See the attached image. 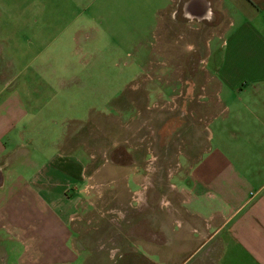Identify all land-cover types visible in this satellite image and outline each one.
Returning <instances> with one entry per match:
<instances>
[{
    "label": "rangeland",
    "instance_id": "rangeland-1",
    "mask_svg": "<svg viewBox=\"0 0 264 264\" xmlns=\"http://www.w3.org/2000/svg\"><path fill=\"white\" fill-rule=\"evenodd\" d=\"M170 4L0 0V98L17 92L33 100L28 108L55 122L43 120L40 133L65 129V147L84 148L74 227L92 255L127 249L136 240V221L148 222V214L184 217L189 166L207 144L197 112L205 126L219 114L217 98H264V84H250L243 74L241 89L219 86L211 72L221 50L213 37L218 29L209 20H187L180 5L170 20ZM157 98L189 100L182 148L180 130L164 125L173 117L150 107L165 104ZM242 106L237 118L229 114L231 125L246 115ZM239 131L230 132L236 140Z\"/></svg>",
    "mask_w": 264,
    "mask_h": 264
},
{
    "label": "crops",
    "instance_id": "crops-1",
    "mask_svg": "<svg viewBox=\"0 0 264 264\" xmlns=\"http://www.w3.org/2000/svg\"><path fill=\"white\" fill-rule=\"evenodd\" d=\"M187 1L184 18L218 29L211 72L219 86L241 89V74L264 84V0H200L202 18L185 15ZM178 2L170 0V20ZM217 101L220 122L217 115L206 123L207 144L189 166L184 217L148 214V222L136 221L127 249L102 256L80 246L74 227L84 148L65 147V129L40 133L50 118L28 108L33 100L17 92L0 98V264H264V98ZM241 104L247 113L231 125Z\"/></svg>",
    "mask_w": 264,
    "mask_h": 264
},
{
    "label": "flooded vegetation",
    "instance_id": "flooded-vegetation-1",
    "mask_svg": "<svg viewBox=\"0 0 264 264\" xmlns=\"http://www.w3.org/2000/svg\"><path fill=\"white\" fill-rule=\"evenodd\" d=\"M181 1V2H180ZM184 1L187 0H179V4L178 5H182L184 3ZM200 0H189L187 1L184 6H185V15L187 17H196V18H202V17H206L207 16V8H206V4L204 1H201L203 3H199ZM204 8V10H203ZM206 10V12H205ZM193 100L195 98H192ZM158 102H165L164 105L162 104H157L155 103L154 106H150V107H154L158 110V112L162 111V109H164L165 114L169 117H173L170 118V120H167L164 122V125L166 126V128L168 127L167 125L171 124L174 125L177 130H180V132L175 133V135H177V137H179L178 139H180V141L182 142L181 144H178V147L182 148L183 147V133L184 130L181 131L182 129V125L184 123L185 118H188V107H187V103H188V99L187 98H177L175 100V98H157ZM164 100V101H163ZM194 101H196L197 103H203L204 100H200L199 98H196ZM193 101V102H194ZM173 104V105H167V104ZM149 107V108H150ZM172 115V116H171ZM190 115H192V118L194 116L193 111L190 112ZM159 119L158 116L155 117L154 120ZM196 123L197 124H201L202 125V132H204V116L202 114H198L197 112V116L195 118ZM163 125V124H162ZM173 133V132H172ZM181 152V151H179Z\"/></svg>",
    "mask_w": 264,
    "mask_h": 264
}]
</instances>
